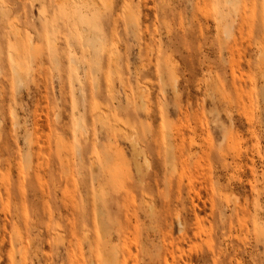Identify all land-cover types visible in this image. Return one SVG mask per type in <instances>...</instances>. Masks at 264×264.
I'll return each mask as SVG.
<instances>
[{"label": "rangeland", "instance_id": "rangeland-1", "mask_svg": "<svg viewBox=\"0 0 264 264\" xmlns=\"http://www.w3.org/2000/svg\"><path fill=\"white\" fill-rule=\"evenodd\" d=\"M0 264H264V0H0Z\"/></svg>", "mask_w": 264, "mask_h": 264}, {"label": "bare ground", "instance_id": "bare-ground-1", "mask_svg": "<svg viewBox=\"0 0 264 264\" xmlns=\"http://www.w3.org/2000/svg\"><path fill=\"white\" fill-rule=\"evenodd\" d=\"M218 19H219V18H218ZM218 19H217V21H218ZM15 71H16V70H15ZM13 74H14V73H13ZM18 85H19V83H18ZM175 88H176V87H175ZM146 110H147V109H146ZM11 112H12V110H11ZM12 115H13V113H12ZM12 115H11V116H12ZM13 116L16 117L15 112H14V115H13ZM57 116H58V115H57ZM14 120H16V118H14ZM76 125H78V124H76ZM76 128H77V127H76ZM76 128H75V130H76ZM78 128H79V127H78ZM78 128H77V129H78ZM76 131H77V130H76ZM131 141H132V140H131ZM135 141H136V140H135ZM132 142H134V139H133ZM132 144H133V143H132ZM135 145H137V143H136ZM135 145H134V147H137V146H138V145H137V146H135ZM134 154H135V152H134ZM139 154H140V152H139ZM145 158H146V157H145ZM145 162H146V161H145ZM146 164H147V163H146ZM137 167H139V166H137Z\"/></svg>", "mask_w": 264, "mask_h": 264}]
</instances>
